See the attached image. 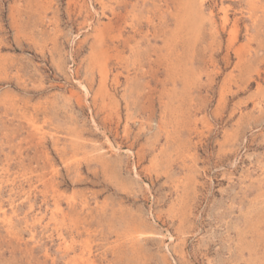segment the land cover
<instances>
[{
	"label": "rangeland",
	"instance_id": "374dc122",
	"mask_svg": "<svg viewBox=\"0 0 264 264\" xmlns=\"http://www.w3.org/2000/svg\"><path fill=\"white\" fill-rule=\"evenodd\" d=\"M0 264H264V0H0Z\"/></svg>",
	"mask_w": 264,
	"mask_h": 264
}]
</instances>
